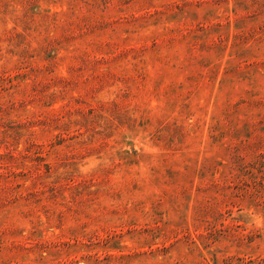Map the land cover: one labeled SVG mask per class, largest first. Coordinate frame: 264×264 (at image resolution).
<instances>
[{"label":"rangeland","instance_id":"374dc122","mask_svg":"<svg viewBox=\"0 0 264 264\" xmlns=\"http://www.w3.org/2000/svg\"><path fill=\"white\" fill-rule=\"evenodd\" d=\"M0 264H264V0H0Z\"/></svg>","mask_w":264,"mask_h":264}]
</instances>
